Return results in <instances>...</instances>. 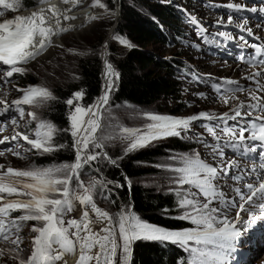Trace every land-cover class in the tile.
<instances>
[{"label":"snow or ice","instance_id":"1","mask_svg":"<svg viewBox=\"0 0 264 264\" xmlns=\"http://www.w3.org/2000/svg\"><path fill=\"white\" fill-rule=\"evenodd\" d=\"M161 2L171 3V0ZM38 3L46 7H38L27 16L15 15L0 20V81L5 86L12 84L10 78L14 74L25 75L28 69L24 65L53 46L54 37L75 27L65 22L77 18L70 13L81 0H62L64 5H71L63 9L51 4L50 0H38ZM90 6L114 15L102 0H93ZM204 6L228 10L227 19L220 17L215 23L221 27L234 25L250 37L254 33L248 26V17H241V22L237 23L234 13H259L264 19V0H260L259 7L236 3ZM175 7L183 22L193 28L202 42L219 46L216 37L226 42L239 39L238 48L252 51H241L235 58L252 68L264 66V44L249 43L244 35L236 37L229 31L209 33L194 13L183 5ZM21 8V0H0V17ZM103 18L87 14L85 24ZM160 27L163 30V25ZM112 39L129 50L136 47L120 33L113 34ZM174 39L199 48L198 44L183 41L179 35ZM103 48L100 54L103 62L101 93L85 104L83 88L72 92L63 101L67 105L66 128L42 119L34 110L26 112L25 106L38 109L58 99L47 86L21 88L12 84L21 95L10 102L7 91L0 95V134L9 127L12 129L11 136L0 138V145H7L0 148V157L11 154L27 159L28 154L51 156L64 149L74 154L70 161H53L48 165L32 163L24 168H14L0 164V243H11L17 251L22 250L21 245L25 243L23 229L32 221L35 223L29 229L31 253L27 264H58L61 261L67 264L65 256L77 254L76 264H133L134 245L138 241L157 243L161 248L170 244L182 250L187 258L178 257L176 264H232L247 231L258 221L264 222V96L259 94L264 92V84L260 82L264 71H253L244 76V80L255 83V88H245L237 80L222 78L215 82L211 74H202L185 66L178 69L177 79L208 85L213 97L205 92L194 95L201 100L222 103L228 110L220 114L200 111L186 117L144 111L140 114L146 123L129 127L114 113V107H121L113 105L112 101L121 74L107 58L110 55L107 42ZM66 52L77 56L89 54L72 47ZM74 79L80 77L74 75ZM238 94H246L247 102ZM195 122H199L196 126L203 132L193 130ZM61 133L68 134L71 142H60ZM167 138L194 141L207 153L202 157L200 151L193 149L191 153L168 157L178 166L155 165L173 174L169 183L175 187L169 188L168 192L173 194L174 206L179 213L169 216V209L164 208L162 215L189 221L192 227L170 229L143 219L134 211L130 199L133 181L121 169L120 162L125 157ZM117 143L121 154L114 156L110 149ZM257 157L261 161L258 164H242V160ZM105 167L120 169L123 183L108 178ZM125 187L129 200L117 204L120 198L116 190ZM98 201L108 206L117 205L118 211L102 208ZM77 205L79 218H67L69 213L77 210ZM4 256L0 249V259ZM15 264L25 262L16 261Z\"/></svg>","mask_w":264,"mask_h":264},{"label":"trees","instance_id":"2","mask_svg":"<svg viewBox=\"0 0 264 264\" xmlns=\"http://www.w3.org/2000/svg\"><path fill=\"white\" fill-rule=\"evenodd\" d=\"M107 3L110 9H114L118 4L117 0H107ZM186 3L190 11L195 13L189 3ZM37 5H39L38 0H23L21 10ZM160 25H163V30ZM115 33L126 36L136 47L126 51L117 41L110 40L108 59L121 74L118 90L112 96L113 105L131 103L137 106L151 107L160 101L167 100L174 105L173 113L182 112L186 108V102L182 94V83L176 80L175 75V71L187 66L179 57L182 56L181 52L177 51L176 57H167L151 48V44L166 46L174 42L179 43L181 41L174 39L175 36H181L182 40L187 36L188 30L175 5L162 3L161 0H122V14ZM105 38H100L96 44L90 43L86 50L89 52L88 55L78 56L75 70L80 79L67 80L53 86L51 90L58 99L49 101L47 106L43 107L44 119L51 120L59 128H66L68 126L67 105L63 101L69 98L72 92L83 88L86 93L83 101L85 104L91 103L100 95L103 68L100 54ZM162 71L174 72L173 79L165 76ZM11 79L21 86L38 85L39 82L30 73L23 76L14 74ZM60 142L70 143L71 137L61 133ZM196 148L194 141L167 138L154 143V146L131 153L120 162L121 169L133 181L130 199L134 204V211L143 219L170 229L192 227L188 221H178L162 215L164 208L169 209V216L179 214L174 206L173 194L168 190L161 191L145 186L141 183V179L153 172V169L143 167L142 164L152 163L170 151H193ZM110 154L116 156L121 152L110 149ZM73 155L70 150L64 149L51 156L33 155L31 159L38 165H48L53 161H70L73 159ZM104 172L108 178L119 179L123 183L120 169L105 167ZM116 194L120 198L117 200V204L129 200L127 187L116 190ZM113 199H116V196H113ZM114 206L118 209L117 205ZM13 215H19V213ZM25 228L22 235H26ZM180 256L187 258L186 253L173 245L169 244L167 248H161L157 243L138 241L134 245L133 264H161L162 258L163 264H176L177 258ZM15 261L13 260L12 264H15Z\"/></svg>","mask_w":264,"mask_h":264},{"label":"rangeland","instance_id":"3","mask_svg":"<svg viewBox=\"0 0 264 264\" xmlns=\"http://www.w3.org/2000/svg\"><path fill=\"white\" fill-rule=\"evenodd\" d=\"M115 1V0H114ZM120 1L117 0V5L114 9H111V12H116L120 6ZM246 0H220V2L223 4L224 2H242ZM93 0H88L85 5H91ZM103 3H107V0H102ZM191 6V9L194 10L195 15L198 19L201 20L202 24L208 29L209 33H215L216 31H229L232 32V34L236 37L240 35H244L245 38L248 40L247 34L241 33L236 27H221L215 23V21L223 17L225 20L227 19V11L221 10L220 8L216 7H205L204 5H213L216 4V1H210V0H182L180 3L182 5H185V8L189 10V6L187 3ZM23 3V0H21V4ZM95 10H99L103 12L100 16H103V19L92 21L85 27L81 28L85 30L83 34L77 36L78 34H74V32L67 33L63 35L61 38H59L60 42H62L63 47H59V45L53 44V46L49 47L42 56H38L34 61H31L29 64L24 65L28 69L26 73H30L31 75H34L38 80V85L47 86L50 90L53 88V86L57 85L58 83H64L67 80H75L74 75L78 76L76 69V61L78 56L72 55L66 52L67 48H76L79 51H86L88 49V45L90 46V43L96 44L97 41L102 38L106 37L104 43L101 46V52L104 51L103 45L107 42L108 44V53H109V44L111 38H108L109 32L113 25L116 23V16L110 15L109 13H106L103 9H100L99 7H95ZM110 9V8H109ZM103 10V11H102ZM21 11V10H20ZM19 12V11H18ZM17 12H8L5 14V16L0 17L4 18L7 16H13ZM122 14V12H121ZM239 14H235L234 16L237 18ZM9 19V18H8ZM240 21V17L237 19ZM185 27L189 31V44L191 45H199V48L192 46H186L185 43L179 44L178 46L175 44L172 45H160V44H151L152 50H155L159 52V54L163 53L167 57L177 56V51L181 52L182 56H179L180 58L188 59V62L190 63L191 67L196 70V66L202 68L203 72L202 74H211V76L214 78L215 82H220L222 79V75L226 73L228 70H224L223 66L228 62H236L237 68L241 69L244 67L243 63H240L239 61H235L234 58L237 56L241 51H244V49L233 47L229 42H226L223 40V38L216 37V40L219 41L220 44V51H216L215 48H213V45H209L207 43L202 42L195 34V31L192 27L187 25L186 23ZM248 26H250V23H248ZM117 30V29H116ZM239 32V33H238ZM237 40V39H235ZM234 40V41H235ZM249 41V40H248ZM195 43V44H193ZM235 43L240 44L241 41H235ZM227 44V47H224V45ZM121 46V45H120ZM124 50L127 51L128 48L122 46ZM231 53V54H229ZM109 58V55L107 56ZM175 71V70H174ZM162 73L173 79L174 72H165L162 71ZM176 80L180 83H182V94L184 96V101L186 102V108L179 113H173L174 105L172 102H169L167 100L160 101L156 103L155 105L151 107H143V106H137L131 103H126L121 105L120 108L114 107V113L115 115L126 125L129 127H138L142 126L143 123H146V120L144 117L140 114L144 111H154L160 114H168L172 116H189L196 114L200 111H210L215 112L217 114H220L228 109V107L224 106L222 103L219 102H213L212 99L207 100H201L197 96L194 95V93L198 92H205L209 97H213L214 93L209 88L208 85L204 83L197 84L194 81H190L189 79H177V76L180 74L178 71H175ZM12 81V80H11ZM12 84H15L18 87L24 88L27 86H21L17 85L16 81H12ZM12 84H8L5 86L2 81H0V94L3 95L5 91L8 92L7 99L9 101L18 98L21 93L17 92L13 87ZM33 85V84H29ZM52 91V90H51ZM242 94H239L240 99L242 98ZM235 103V102H233ZM125 105H131L132 108H127ZM231 106V105H230ZM229 106V107H230ZM26 112L28 110H34L38 113V115L44 119L43 117V107L38 109H32L30 106H25ZM199 122H195L193 125V130L197 132H203V129L198 128L196 125ZM231 123V122H230ZM34 125V124H33ZM12 135V129L9 127L4 133L0 134V138L2 136H11ZM191 135V133H189ZM157 143V142H156ZM192 143V142H191ZM196 144V150L201 152L202 157L207 155L205 150L202 148L201 145ZM111 150L113 151H119L121 152V147L119 143H117ZM192 151H170L166 155L158 158L154 162L145 163L142 164L143 167L151 168L153 169L152 174L146 175L141 179V183L145 186L152 187L156 190H168L171 187H175V185H172L169 183V179L172 177V173L168 169L158 168L155 165L167 163L171 164L173 166H178L177 162L168 160V157L170 155H180L183 153H191ZM34 154H28L27 159H19L17 157H14L11 154H6L5 157H0V164H4L6 167L11 165L14 168H24L32 163H35L31 158ZM251 160H242V164H246V162H250ZM187 187V186H185ZM98 204L102 208H109L110 211H118V209L114 206H108L105 205L102 202L98 201ZM79 206L77 205V210L69 213V216L67 218L79 217L78 210ZM189 222V221H188ZM35 222H28V225L26 226V235H23L25 238V243L21 245L22 252L24 253V256L20 254L18 251H13L15 254L13 256L14 259H9V255L5 253L4 258L0 259V264H12L13 260L15 261H21L19 258H22L24 260H27L31 253V234L29 232V229L31 225ZM190 223V222H189ZM69 256V255H68ZM78 257V254L76 255ZM18 257V258H17ZM70 259H75L74 255H70ZM15 261V262H16ZM60 262H58L59 264ZM70 264V263H69Z\"/></svg>","mask_w":264,"mask_h":264},{"label":"bare ground","instance_id":"4","mask_svg":"<svg viewBox=\"0 0 264 264\" xmlns=\"http://www.w3.org/2000/svg\"><path fill=\"white\" fill-rule=\"evenodd\" d=\"M86 1L88 0H81V4L76 7V8H73L72 12L70 13V15H74L76 16L77 18L75 20H71V21H68V22H65L66 24H72L74 25L75 27L67 32V33H70V32H74V34H78L77 36L83 34V32L85 30L81 29L83 27H85L86 25L88 24H85V16L87 14H93V15H96V16H100L103 12L99 11V10H95L93 7H91L89 4L88 5H85L83 6L84 3H86ZM50 3L51 4H54V5H57L59 6L60 8H65V7H71V5H64L62 3V0H50ZM38 7H46V5H40ZM38 7H34V8H30V9H27V10H23V11H19L17 12L16 14H14L13 16H10V17H7L5 19H11V18H14L15 15H24V16H27L29 15L32 11H36ZM103 11V10H102ZM113 13V12H112ZM114 16H117L116 12H114ZM67 33H63L62 35L58 36V37H54L53 38V44L55 43V45H62V42H60L59 38H61L63 35L67 34ZM42 56V55H41ZM79 210V209H78ZM79 215H80V211H78ZM79 218V217H78ZM99 227V226H97ZM9 251V253L11 255H14L15 253L12 252V249L10 250H7ZM76 260H77V256L74 255ZM26 257V256H25ZM22 259V258H21ZM65 261L67 262V264H76V260L75 259H70V256L66 255L65 256ZM59 264H64L63 261H61Z\"/></svg>","mask_w":264,"mask_h":264},{"label":"water","instance_id":"5","mask_svg":"<svg viewBox=\"0 0 264 264\" xmlns=\"http://www.w3.org/2000/svg\"><path fill=\"white\" fill-rule=\"evenodd\" d=\"M121 12H122V0L120 1V6H119L117 13H116L117 14L116 23L111 28L108 38H111L113 36L114 32L116 31V29L118 28L120 18H121Z\"/></svg>","mask_w":264,"mask_h":264}]
</instances>
